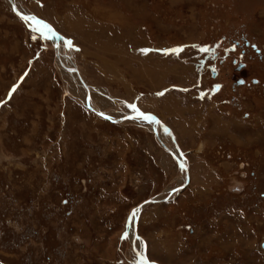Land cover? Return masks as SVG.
Listing matches in <instances>:
<instances>
[{
	"label": "rangeland",
	"instance_id": "obj_1",
	"mask_svg": "<svg viewBox=\"0 0 264 264\" xmlns=\"http://www.w3.org/2000/svg\"><path fill=\"white\" fill-rule=\"evenodd\" d=\"M15 3L54 27L65 58L51 32L28 27L0 0V264H143L134 247L161 264H264V0ZM107 28L113 34L101 32ZM222 37L218 58L239 38L260 54L249 46L242 62L239 50L220 64L210 50ZM215 62L220 74L212 80ZM77 70L97 110L122 119L138 113L128 107L134 104L157 124L140 117L113 123L89 110ZM184 113L194 130L181 124ZM156 125L191 174L199 160L209 167L207 182L191 175L182 196L176 185H184V167L163 148ZM153 198L166 203L167 217L151 225L155 202L144 206L136 246L132 211ZM201 230L208 245L198 244ZM155 236L182 249H152L147 240Z\"/></svg>",
	"mask_w": 264,
	"mask_h": 264
},
{
	"label": "crops",
	"instance_id": "obj_2",
	"mask_svg": "<svg viewBox=\"0 0 264 264\" xmlns=\"http://www.w3.org/2000/svg\"><path fill=\"white\" fill-rule=\"evenodd\" d=\"M114 30V29H113ZM113 30L112 31H110L109 29L108 30H106V31H101V32H107V31H110L111 33L113 32ZM121 31V30H120ZM117 33H118V31H117ZM120 33V32H119ZM113 34V33H112ZM116 34V33H115ZM114 34V35H115ZM113 36V35H112ZM64 52V49L62 50V53ZM153 67H155V68H157L158 70L159 69H161V67H162V65H161V62L159 61V62H155V64L153 65ZM163 70L165 69V67H163L162 68ZM157 76V77H156ZM153 79H155V80H157V79H160V76H159V74L158 73H153ZM186 80H187V78H186ZM190 104V103H189ZM191 105V104H190ZM163 106H164V104H163ZM184 106H186V105H184ZM192 106V105H191ZM196 111V110H195ZM207 112H208V110H207ZM189 113H191V112H189ZM189 113H184V119H183V121L182 122H185V127H186V129L187 130H189L188 129V125L190 126L189 128H190V130L189 131H192V130H194V128H193V126H192V123H189L188 122V120H187V118L185 117L186 116V114H189ZM193 113V112H192ZM199 113V110H198V112H197V114ZM209 113V112H208ZM178 115H180V114H178ZM220 118H222V117H220ZM179 120H180V118H179ZM222 120V119H221ZM172 121V120H171ZM221 123H223V121H220V124H218V127L217 128H212V134L213 135H215V136H218V135H221L222 134V132L221 131H219V125H221ZM173 130H174V128L173 127H171ZM175 132V131H174ZM192 136H194V135H191L190 137H192ZM180 142H181V145H182V139L180 138ZM198 153H200V151H198ZM160 154L158 153V156H159ZM190 162H191V160H190ZM197 164L196 165H192V163H191V165H192V172H194L195 174H193L192 173V179L194 180L193 182L195 183V182H200V181H208V176L210 175L209 174V167L207 168L206 167V164H204L203 163V161L202 160H199V161H197L196 162ZM157 165H158V167L162 170V171H164L165 172V174L166 173H173V169H172V166H171V168H167V167H165L164 166V162L162 161H158L157 162ZM211 179H213V177L211 178ZM179 184H177L176 185V188L177 187H180L181 185H180V181L178 182ZM189 183H190V185H189ZM185 187H184V191L181 193L182 194V196H183V194L185 193V191H187L189 188H190V186H191V182H189ZM184 186V185H183ZM175 190V187L173 188V190L171 189L170 191H171V193H170V191H169V193H168V196H170L171 198L174 196H172V194H174L175 192H173ZM191 190L193 191V189L191 188ZM189 191V190H188ZM187 191V192H188ZM204 192V191H203ZM205 192H208V190L207 189H205ZM204 192V193H205ZM204 193H202V192H200L199 191V193L197 192V194H199V196H201V197H205V196H207V195H205ZM177 197H180L179 195H177V194H175ZM168 196H166V198L168 197ZM176 196L174 197V199L176 198ZM169 197V198H170ZM168 199V198H167ZM170 200V199H169ZM169 200H167V202H170ZM173 200V199H172ZM157 204V205H156ZM166 204V203H165ZM165 204L163 205V204H160V203H155V206H151V209H154V210H156V211H154V212H152V213H150V217H151V219L148 221V222H151L150 224L152 225V224H154V222H155V220H158V219H163L164 218V216L166 215V213L165 212H163L164 211V207H165ZM163 206V207H162ZM167 206V205H166ZM169 206V205H168ZM232 215V214H231ZM143 216L144 215H142L141 217L143 218ZM140 217V218H141ZM165 217H167V216H165ZM170 219H172V218H170ZM212 222V221H211ZM230 230H233V228H229ZM235 232V231H234ZM233 232V234L234 235H236L235 233ZM200 236H199V238H198V240H199V242H198V244L201 246V244H202V239H203V243H206L205 245H208V240L210 239V238H208L207 236L205 237V231H200L199 233H198ZM216 234V233H215ZM140 237V236H139ZM151 237V236H150ZM149 237V238H150ZM157 236H155V238H156ZM215 237V236H214ZM155 238H150V239H148L147 240V244L149 245V242L151 241V239H153V241H152V244L153 245H150L151 247H152V249H158V248H160V250H163V251H165L166 253H169V254H176L175 252H176V250L178 249H182V244H181V242H176L177 244H175L174 245V248H171V247H165L163 244H162V242H161V240L157 237L156 238V242H155ZM212 238H213V236H212ZM215 239H219L220 240V238L216 235V237H215ZM214 240V239H213ZM232 239H230V240H222L223 242H231L232 243V241H231ZM215 241V240H214ZM213 241V242H214ZM212 242V243H213ZM222 242V244H223V246H225V244ZM181 244V245H180ZM199 245H198V247H199ZM234 247V246H233ZM178 254V253H177ZM157 263H159V262H157ZM159 264H161V263H159Z\"/></svg>",
	"mask_w": 264,
	"mask_h": 264
},
{
	"label": "bare ground",
	"instance_id": "obj_3",
	"mask_svg": "<svg viewBox=\"0 0 264 264\" xmlns=\"http://www.w3.org/2000/svg\"><path fill=\"white\" fill-rule=\"evenodd\" d=\"M9 2H10V5H11V7L13 8V10L15 11H17L20 15H25V16H28V17H32V18H34V19H36V18H38L39 20H42L41 18H39V17H37V16H32V15H26V14H24L18 7H17V4L15 3V0H9ZM16 13V12H15ZM114 13V12H113ZM112 13V14H113ZM17 14V13H16ZM19 14H17L18 16H19ZM91 16V15H90ZM20 17V16H19ZM34 19H33V21H34ZM79 19V18H78ZM102 20V19H101ZM44 21V20H43ZM77 21V20H76ZM80 21H81V19H80ZM46 22V21H45ZM67 22H68V20H67ZM82 22H83V20H82ZM36 23V22H35ZM48 25H50L52 28H54L50 23H48V22H46ZM27 24V23H26ZM80 24V23H79ZM28 25V27L29 26H35V27H38V28H43V29H46L47 31H49V32H51L54 36H55V34L51 31V30H49L48 28H44L43 27V24H40V23H36V24H34V23H32V24H27ZM85 26V25H84ZM104 26V25H103ZM92 27V26H91ZM99 27V26H98ZM72 28L73 29H75L76 30V28H75V26H72ZM71 28V29H72ZM110 28V27H109ZM105 29V28H104ZM108 29V28H107ZM55 30V29H54ZM91 30V29H90ZM75 32V31H74ZM82 32V31H81ZM44 34V33H43ZM82 34V33H81ZM80 34V35H81ZM87 35V34H86ZM91 36V35H90ZM100 36V35H99ZM45 37H47V36H45ZM121 39V38H120ZM98 40V39H97ZM94 42V41H93ZM87 43V42H86ZM53 44H55V46H54V51L56 52V55H57V57H60V59H62V60H64L63 58H65L64 57V55L63 56H61V49L64 47L65 48V45L62 43V40H61V38L60 37H58V39L56 40V37H55V39H54V42H53ZM94 44V43H93ZM92 44V45H93ZM117 44V43H116ZM147 44V43H146ZM89 45V44H88ZM118 45V44H117ZM122 45V44H121ZM113 46V45H112ZM111 46V47H112ZM95 47V46H94ZM103 47V46H102ZM114 47H115V45H114ZM149 48V47H148ZM100 50V49H99ZM88 51V50H87ZM101 51V50H100ZM105 51V50H104ZM113 52V51H112ZM118 52V51H117ZM104 53H106L107 54V51H105ZM125 53V52H124ZM127 55V54H126ZM116 56V55H115ZM114 56V57H115ZM120 56V55H119ZM131 57V56H130ZM148 57V56H147ZM117 58V57H116ZM122 58V57H121ZM124 58V57H123ZM149 58V57H148ZM62 60H60V61H62ZM122 60V59H121ZM151 60H153V59H151ZM164 60V59H163ZM119 61V60H118ZM123 61V60H122ZM139 61V60H138ZM103 62H106V61H103ZM154 62H155V60H154ZM63 63V62H62ZM64 64V63H63ZM110 64V63H109ZM120 64V63H119ZM144 64V63H143ZM116 65V64H115ZM142 65V64H141ZM145 65V64H144ZM107 66V65H106ZM139 66V65H138ZM149 66V65H148ZM67 66L64 64V67L63 68H66ZM145 67V66H144ZM76 68V67H75ZM141 68V67H140ZM149 69V68H148ZM79 70V69H78ZM78 70H77V72L76 73H78V75L80 76V81L82 82V86H84V88L88 91V93H87V98H88V102H86V100H85V103H88L89 105H91L92 106V111L93 112H95V110H96V104L94 103V101H92V97H91V94H90V89H89V87L86 85V83H85V81H84V79L83 78H81V73L80 72H78ZM143 70V69H142ZM141 70V71H142ZM146 71V70H145ZM152 71H154V70H152ZM140 71H138L137 73H139ZM151 72V71H150ZM142 73V72H141ZM112 74V73H111ZM142 75V74H141ZM219 75V74H218ZM143 77V76H142ZM147 77V76H146ZM145 77V78H146ZM153 79V78H152ZM86 98V99H87ZM96 107V108H95ZM91 109V108H90ZM95 109V110H94ZM98 111H100L101 113H103L101 110H98ZM96 113V112H95ZM174 113L176 114V115H178V114H181V111H180V109H178V108H176V109H174ZM96 114H98V113H96ZM106 116V115H105ZM108 116V115H107ZM152 116H153V121H154V123H156L157 124V120H158V118L156 117V115H153L152 114ZM110 117V116H109ZM111 118V120L112 121H114V120H117V122H115V123H119V122H122L123 120H128V119H134V118H129L128 116L127 117H125V118H122L123 120H121V119H117V118H112V117H110ZM118 120H121V121H118ZM180 122V121H179ZM182 125H184V127L186 126L185 125V123H181ZM157 126V125H156ZM157 129V131L155 130V134H156V136H157V138L159 139V142L161 143V145L163 146V148H165L173 157H176V158H178L175 154H174V152L172 151V150H170V147H168V143L166 144V143H164V140L163 139H161L160 137H159V135H158V126L156 127ZM181 162H182V165H183V170H184V180H185V182H184V186H180V187H178V189L180 190L181 188L183 189L190 181H191V172H189V170H188V168H187V166H186V164H185V162L183 161V159H181V158H178ZM170 191V190H169ZM171 192V191H170ZM174 192V191H173ZM170 196H168V198H169ZM153 201H155V203L156 202H160V201H162V200H159V199H152ZM148 204H150V203H148ZM148 204H144V205H142L141 207H140V209H141V211H142V209L144 208V206H146V205H148ZM152 204V203H151ZM136 209V208H135ZM137 215H138V213H137ZM136 215V216H137ZM138 224H139V220L137 221V226H138ZM131 238H132V242H134L135 244H136V246L138 245L137 243L139 242V235H138V231H137V229L135 228V224H134V227L132 228V233H131ZM134 250H135V252H136V254H137V256L139 257V259H141V261H142V263H143V260H142V257H144L142 254H140V252H137V250L135 249V247H134ZM149 261V260H148ZM151 262V261H150Z\"/></svg>",
	"mask_w": 264,
	"mask_h": 264
},
{
	"label": "flooded vegetation",
	"instance_id": "obj_4",
	"mask_svg": "<svg viewBox=\"0 0 264 264\" xmlns=\"http://www.w3.org/2000/svg\"><path fill=\"white\" fill-rule=\"evenodd\" d=\"M222 42H224V40H225V37H222ZM222 42H220V43H222ZM232 44H233V46H229L225 51H224V53H223V55H222V57L221 58H218L219 57V54H220V52H219V49H220V44L218 43V44H216V49L217 50H213L212 52H211V54H212V56L214 57V59L216 60L217 59V61H218V59L220 60V59H223L222 61H221V63L220 64H222L224 61H225V58L228 56V55H230V54H236L237 53V51H239L240 50V54H239V57H240V59H239V57H238V59L241 61V58L242 57H245L246 55H247V51L249 50L248 49V47L250 46L252 49H253V51H255V53L256 54H260V51L258 50V49H256L255 47H254V45L252 44V45H249V43H248V41H246L244 38H242V39H233L232 40ZM244 44V45H243ZM251 49V50H252ZM219 52V53H218ZM236 60L237 59H235V58H233L232 59V61L234 62V63H236ZM216 61V62H217ZM216 62L214 63V65H211L210 64V66H213L214 68H215V76H216V78L218 77V74H220V67H219V65L218 64H216ZM239 62V61H238ZM242 62V61H241ZM238 64V63H237ZM241 64H243V63H241ZM238 65H240V64H238ZM245 65V64H244ZM209 66V67H210ZM209 69H211V68H209ZM211 74H212V71H211V73H209V75L211 76ZM240 81V79H238L237 80V82H239ZM253 81V83H257V80L256 79H253L252 80ZM245 84V81L243 80L242 81V85H244Z\"/></svg>",
	"mask_w": 264,
	"mask_h": 264
},
{
	"label": "water",
	"instance_id": "obj_5",
	"mask_svg": "<svg viewBox=\"0 0 264 264\" xmlns=\"http://www.w3.org/2000/svg\"><path fill=\"white\" fill-rule=\"evenodd\" d=\"M14 12H16L17 14H19L16 10L14 11ZM19 16H20V18L24 21V22H26L27 24H32V23H34V24H36L37 23V21H40V22H42V23H40V24H46V25H48L45 21H43V20H39L38 18H36V19H34V21H33V19L32 20H30V21H25L24 19H23V17L25 16V15H20L19 14ZM36 22V23H35ZM48 26H50V25H48ZM50 29H51V31L55 34V37H56V40L58 39V37H59V35H58V33L54 30V28H52L51 26H50ZM99 114L100 115H102L100 112H99ZM150 116V117H153L151 114H145V116ZM102 116H104V115H102ZM105 117V116H104ZM129 118H139V114H135V115H132V116H128ZM105 118H107V117H105ZM107 119H109V118H107ZM110 120V119H109ZM121 120H123V119H121ZM121 120H118V121H121ZM111 122H117V120H114V121H112V120H110ZM174 159L176 160V162L179 164V165H181V167L183 166L182 165V163L180 162V160L178 159V158H176V157H174ZM152 202H155V201H153L152 199H149V200H147V201H145V202H143V203H141L136 209H139V212H140V207L142 206V205H144V204H148V203H152ZM136 209H134V210H136ZM134 210L132 211V214H133V212H134ZM139 212H138V214H139ZM131 214V220H133L132 222L135 224V228H137V221H138V215L137 216H135V217H133V215ZM264 246V245H263ZM150 262V261H149ZM150 264H155V263H152V262H150Z\"/></svg>",
	"mask_w": 264,
	"mask_h": 264
},
{
	"label": "snow or ice",
	"instance_id": "obj_6",
	"mask_svg": "<svg viewBox=\"0 0 264 264\" xmlns=\"http://www.w3.org/2000/svg\"><path fill=\"white\" fill-rule=\"evenodd\" d=\"M23 19L25 20V21H30V20H32V19H34V18H32V17H28V16H24L23 17ZM37 23H42V22H40V21H37ZM43 27L44 28H48L49 30H51L50 29V26H48V25H46V24H44L43 25ZM35 38V37H34ZM67 45H68V47L69 48H72L73 47V42L71 41V40H69V41H67ZM143 51H145V52H147L148 50H143ZM172 52H174V53H179L180 51H183V49H172L171 50ZM204 51H207V49H204ZM242 83V82H241ZM15 89H13V91H14ZM161 95L163 94V93H160ZM128 107H130V108H132L133 110H135V111H137L138 113H139V117L140 118H142V119H152V117H150V116H145V114L144 113H142V112H139V110L136 108V106L133 104V105H128ZM109 119H110V117H109ZM139 212V209H136V210H134V212H133V217H135L136 215H137V213ZM142 260H143V264H150V262L147 260V258L146 257H142Z\"/></svg>",
	"mask_w": 264,
	"mask_h": 264
}]
</instances>
